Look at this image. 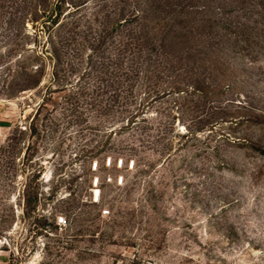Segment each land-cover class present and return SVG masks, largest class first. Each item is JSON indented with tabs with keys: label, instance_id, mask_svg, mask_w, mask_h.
<instances>
[{
	"label": "rangeland",
	"instance_id": "374dc122",
	"mask_svg": "<svg viewBox=\"0 0 264 264\" xmlns=\"http://www.w3.org/2000/svg\"><path fill=\"white\" fill-rule=\"evenodd\" d=\"M0 264H264V0H0Z\"/></svg>",
	"mask_w": 264,
	"mask_h": 264
},
{
	"label": "built area",
	"instance_id": "2783aa9c",
	"mask_svg": "<svg viewBox=\"0 0 264 264\" xmlns=\"http://www.w3.org/2000/svg\"><path fill=\"white\" fill-rule=\"evenodd\" d=\"M119 170L121 171L120 174L116 175V176H112V175H107L104 177V180L101 181L99 176H96L91 188L92 191V198H90L91 203H93L94 205H98V203H100V199L102 196V192H103V188L102 186L105 185H115L117 187H121L123 185H125L126 183V177L124 175L123 172L125 171H132L133 169L136 168V162L134 159L130 160V161H125L124 158H120L117 161L115 160L113 162L112 158H108L107 160V166H111L113 165ZM94 170L97 171L98 170V161H96L95 165H94ZM103 211V212H102ZM109 212V210H101V214H107Z\"/></svg>",
	"mask_w": 264,
	"mask_h": 264
},
{
	"label": "trees",
	"instance_id": "16d2710c",
	"mask_svg": "<svg viewBox=\"0 0 264 264\" xmlns=\"http://www.w3.org/2000/svg\"><path fill=\"white\" fill-rule=\"evenodd\" d=\"M60 10V9H59ZM57 21V20H56ZM57 22H59V19H58V21ZM21 87V86H20ZM22 87H24L23 85H22ZM26 88H28V86H25ZM26 88H23L22 90H24V89H26ZM30 202H33L34 200H36V196L34 195V194H32V197L30 198Z\"/></svg>",
	"mask_w": 264,
	"mask_h": 264
}]
</instances>
